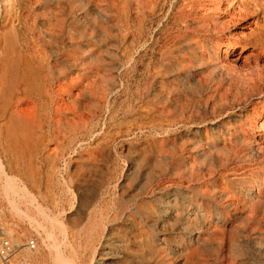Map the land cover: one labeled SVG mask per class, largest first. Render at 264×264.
<instances>
[{
    "label": "rangeland",
    "instance_id": "1",
    "mask_svg": "<svg viewBox=\"0 0 264 264\" xmlns=\"http://www.w3.org/2000/svg\"><path fill=\"white\" fill-rule=\"evenodd\" d=\"M172 1L0 0V221L29 264H264V89Z\"/></svg>",
    "mask_w": 264,
    "mask_h": 264
},
{
    "label": "bare ground",
    "instance_id": "2",
    "mask_svg": "<svg viewBox=\"0 0 264 264\" xmlns=\"http://www.w3.org/2000/svg\"><path fill=\"white\" fill-rule=\"evenodd\" d=\"M178 2L179 0H174L170 4L164 16L166 23L169 22ZM186 11L189 17L181 20L182 28H188L190 22L202 20L201 27L204 34L229 37L226 40H219L220 42L213 46V53L217 56L222 51L223 68L229 66L234 68V72L246 81L257 79L259 84L254 85V88L260 89V93L255 95L261 94L264 89V0H188ZM249 39L252 42H246ZM17 113V111L13 112L11 118H15ZM7 134L9 137L14 135L11 127L7 130ZM3 166L0 161L1 171ZM6 177V188L15 189L17 179Z\"/></svg>",
    "mask_w": 264,
    "mask_h": 264
},
{
    "label": "built area",
    "instance_id": "3",
    "mask_svg": "<svg viewBox=\"0 0 264 264\" xmlns=\"http://www.w3.org/2000/svg\"><path fill=\"white\" fill-rule=\"evenodd\" d=\"M24 246L32 251L36 250L38 247L37 238H29ZM19 247L6 233L5 226L0 221V264H29L28 260L18 255Z\"/></svg>",
    "mask_w": 264,
    "mask_h": 264
}]
</instances>
